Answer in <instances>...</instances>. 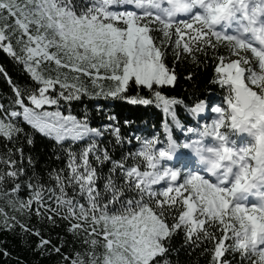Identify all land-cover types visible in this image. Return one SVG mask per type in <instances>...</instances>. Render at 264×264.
<instances>
[{"label":"snow or ice","instance_id":"snow-or-ice-1","mask_svg":"<svg viewBox=\"0 0 264 264\" xmlns=\"http://www.w3.org/2000/svg\"><path fill=\"white\" fill-rule=\"evenodd\" d=\"M11 18L12 24L0 27V49L23 65L35 87L22 89L0 66L14 93L7 108L0 104V137L5 146L25 139L32 146L33 133H39L66 155V166L47 172L55 181L49 187L41 182L31 155L27 156L31 174L26 170L22 145L0 153V199L13 212L9 216L0 207V229L18 227L22 237L35 235L36 247L43 252L51 242L41 229L31 226L35 204V215L46 216L51 226L59 217L69 222L67 230L74 236L81 231L103 236L102 241L86 237L90 250L77 252L71 264H172L165 241L170 244L178 230L185 243L212 242L205 249L210 253L209 264H264V134L256 137L255 149L250 146L235 155L224 143L228 159L236 160L230 172L182 176L177 183L181 174L162 166L163 160L171 158L166 147L158 148L174 141L168 123L163 125L164 140L158 135L143 137L146 130H136L128 140L131 143L134 138L138 147L115 160L101 138L110 132L115 144L122 146L119 127L111 123L92 127L90 110L85 108L78 117L72 108L82 95L147 106L153 100L139 94L143 86L154 96L156 107L171 117L177 129L182 128L174 105H183L195 119L214 100L199 99L188 106L154 88L177 81L174 69L162 58L166 53L161 46L171 44L174 62L184 54L195 62L197 51L206 55L211 49L218 54L212 81L224 92L221 106L212 108L218 118L199 129L189 128L188 133L199 139L207 130L209 138L225 142L223 133L235 127L238 119L255 117L252 127H256L264 121V0H0V19ZM17 31L20 35L13 45ZM157 32L164 37L159 44L154 43ZM220 47L227 54L219 53ZM53 61L55 75L49 71ZM88 83L98 90L90 92ZM133 85L137 93L130 95ZM65 106L67 112L62 111ZM103 109L95 106L98 113L116 119ZM133 123L124 120L129 126ZM80 142L85 143L75 148ZM90 157L99 166L111 161V167L105 173ZM56 159L61 156L57 154ZM162 181L167 188L156 190ZM25 189L26 199L20 196ZM45 193L53 203L45 201ZM98 245L101 253L95 251ZM52 250L60 252L55 246ZM226 253L239 254V260H229ZM4 254L9 255L6 250Z\"/></svg>","mask_w":264,"mask_h":264},{"label":"trees","instance_id":"trees-1","mask_svg":"<svg viewBox=\"0 0 264 264\" xmlns=\"http://www.w3.org/2000/svg\"><path fill=\"white\" fill-rule=\"evenodd\" d=\"M83 2V0H81ZM86 6V5H85ZM14 18L7 21L0 19V27L5 23L12 24ZM20 32L17 31L16 35L12 37V43L15 45L16 36H19ZM157 37L154 43L159 44L160 40L164 39L161 33H153ZM174 40L175 37L173 36ZM188 37L185 36L184 40ZM166 55L162 57L166 66L173 68L177 74V81L173 85H162L155 86L162 92L163 95L171 98L175 97L177 99H182L186 105L194 106V104L199 99H204L207 102L209 97L213 95H223V90L218 84L213 83V78L215 76L214 68L218 60V54L213 50L209 49V52L205 55L202 52H195L197 57L195 62L191 61L189 54H184L181 61L174 62L175 57L171 52V44H165L161 46ZM16 50L19 51V46H16ZM219 53L227 54V50L224 47L219 48ZM235 58V57H232ZM52 67L49 71L52 75H55L54 71V61L51 62ZM0 66H2L7 77L10 78L13 83L23 87L33 86L35 87L33 81L30 79L29 74L24 71L23 65L14 61L8 53L0 49ZM47 66V65H46ZM190 77V78H189ZM86 81L88 78H84ZM131 83V82H130ZM106 86H111V82H107ZM88 90L95 91L98 89H93V86L88 83ZM137 88L133 85L129 94H136ZM139 94L144 98H150L153 103L147 106L144 105H131L128 101L119 100H106L101 97L99 100L90 99L87 95H82L79 101L72 102L73 114L81 117L85 112V108L90 110L91 120L90 126L101 127L104 124L111 123L119 127L120 134L124 138L122 140V146L115 144V137L107 132L104 137L101 138V144L105 150H107L112 159L120 160L122 155L134 151L138 147V142L132 138V142L129 143L128 138L138 129H145L143 132V137H151L152 135H158L160 140H164V128L163 125L168 123L175 135H179L182 130H185L189 126H193L192 116L186 111L183 105H174L177 113V118L183 125L182 128L177 129L171 121V117L163 113L162 108H158L155 105V98L151 95L150 90L143 88L141 86ZM14 96L12 87L8 83V79L5 78L3 73H0V104H3L7 108L11 104V100ZM63 103V102H62ZM104 106V113H114L116 116L115 120H110L107 115L98 113L95 110V106ZM62 111L67 112V108L62 107ZM133 120L134 123L129 126L124 124L125 119ZM146 121L147 123H144ZM21 127L25 128L27 132H32L30 126L21 122ZM186 136L189 134L185 131ZM34 145L29 146L25 140L18 141L14 146L11 143H7L3 137H0V153L7 151V148L11 147L15 151V147L23 146V151L25 153V159L22 162L26 170L31 174L32 169L28 168L27 156L31 155L35 160V170L42 177L41 182L49 187L55 186V181L50 180L47 176V172L53 169L64 168L66 166V155L59 151L55 146V142L48 138L43 137L39 133H33ZM111 140L112 143L109 144L108 141ZM85 142H80L75 145V148H79L80 144ZM67 142H65V147ZM113 146H115V151H113ZM59 154L61 159L57 160L56 155ZM16 158L19 160V154H16ZM91 162L94 166L102 167L103 171L106 173L108 168L111 167V161L105 162L104 165H96L95 160L90 157ZM127 165H132L133 161L131 158L127 160ZM141 169L144 165L140 164ZM118 174V173H117ZM98 184H102L99 181ZM11 187V183L7 185ZM161 189H158V191ZM71 194V189L68 190ZM20 196L27 198V190L20 192ZM48 193H45L44 199L48 203H53L47 199ZM162 199V197H161ZM83 202V201H82ZM54 206V204H53ZM0 207H4L8 212L9 216L13 214L12 209L8 208L4 199H0ZM35 207L33 204V215L31 218V226L41 229V235L50 240V244L47 246L43 252L37 249L36 245L38 243V237L33 234L21 236L20 229L17 227L12 231L6 229H0V264H71V259L75 258L77 252L83 254L89 249V245L84 241L86 237L96 238L98 240H103V236H97L95 233H81L74 236L67 229L69 227V222L56 217V226H51L48 223L47 217L43 219L38 218L35 215ZM179 207V206H177ZM175 214V213H174ZM18 215V214H17ZM171 222V217L168 218ZM2 220V218H0ZM53 246L60 248V252L52 250ZM165 246L168 248L167 258L172 261V264H209L210 253L206 252L205 249H210L212 247V242L203 241L199 242L197 245H193L191 241L185 243L183 232L178 230V233L173 235L171 238V243L165 241ZM5 250L9 255H5ZM97 253L103 251L102 247L98 245L95 249ZM229 260L235 259L239 260V254H235V257L231 253H226ZM67 258V262L65 261ZM87 259V257H85ZM161 261L164 257H158Z\"/></svg>","mask_w":264,"mask_h":264},{"label":"clouds","instance_id":"clouds-1","mask_svg":"<svg viewBox=\"0 0 264 264\" xmlns=\"http://www.w3.org/2000/svg\"><path fill=\"white\" fill-rule=\"evenodd\" d=\"M255 122V117H252L251 120L238 119L236 121L235 127H229L228 131L223 133L225 136V142L217 141L215 137H211L215 143H206L211 134L205 130L199 139L187 147L191 148L193 154L197 158V162L204 167L207 174L215 175L221 169L230 172L233 164L236 163V160L228 159L229 154H226L223 151L224 143L229 142V136L233 133L236 135L246 133L254 140V143L251 145V147L255 149L256 137L258 135L264 134V121H260L259 123H256V127H252V124ZM182 146L185 147V145H178L175 143V141H173L171 145H166L165 147L171 158L172 155L179 149V147ZM246 148L248 147L243 149ZM235 153L236 150H234L233 155H235Z\"/></svg>","mask_w":264,"mask_h":264},{"label":"rangeland","instance_id":"rangeland-1","mask_svg":"<svg viewBox=\"0 0 264 264\" xmlns=\"http://www.w3.org/2000/svg\"><path fill=\"white\" fill-rule=\"evenodd\" d=\"M253 87H254V86H253ZM254 88H255V87H254ZM218 106H221V104L218 105ZM218 106H217V107H218ZM45 107H48V106H45ZM204 113H205V112H204ZM204 113L200 114V115L198 116V118H199V119L204 118V116H203ZM213 114H214V118H218V114H216V113H214V112H213ZM221 130H222V129H221ZM167 160H168V159H167ZM163 161H164V163H165L166 160H163Z\"/></svg>","mask_w":264,"mask_h":264}]
</instances>
